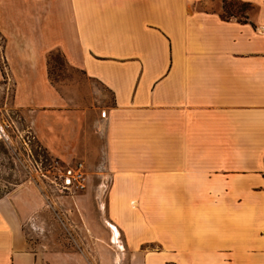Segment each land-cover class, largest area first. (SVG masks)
Instances as JSON below:
<instances>
[{
	"label": "crops",
	"instance_id": "1",
	"mask_svg": "<svg viewBox=\"0 0 264 264\" xmlns=\"http://www.w3.org/2000/svg\"><path fill=\"white\" fill-rule=\"evenodd\" d=\"M218 1L0 0L12 105L38 113L61 156L99 159L105 226L90 231L115 263L264 264V0H239L257 8L244 22L222 20ZM54 50L110 105L64 97L48 79ZM12 196L0 264H84L33 252Z\"/></svg>",
	"mask_w": 264,
	"mask_h": 264
},
{
	"label": "rangeland",
	"instance_id": "2",
	"mask_svg": "<svg viewBox=\"0 0 264 264\" xmlns=\"http://www.w3.org/2000/svg\"><path fill=\"white\" fill-rule=\"evenodd\" d=\"M212 9L221 17L229 16V11L238 19L257 12L252 4L239 0L214 2ZM3 49L4 38L0 35V198L13 195L33 252H77L84 264H125L120 260L115 263L117 249L109 245V239H99L90 231L94 225L105 226L103 211L99 213L97 209L104 205L105 198L92 195L98 183L93 175L102 169L96 164L99 159L94 153L88 163L67 151L61 156V149L55 148V133H39L38 113L13 107V86L6 76ZM46 65L50 83L64 97H74L79 104L88 106L90 102L101 107L103 103L110 105L104 88L69 66L60 51L49 52ZM67 117L58 119L59 128L69 122ZM51 122L54 126V117ZM68 136L69 133L60 132L57 138L60 141Z\"/></svg>",
	"mask_w": 264,
	"mask_h": 264
},
{
	"label": "trees",
	"instance_id": "3",
	"mask_svg": "<svg viewBox=\"0 0 264 264\" xmlns=\"http://www.w3.org/2000/svg\"><path fill=\"white\" fill-rule=\"evenodd\" d=\"M226 14L229 15V16H227V17L222 16V17H221L222 20H229V19H231V18L236 19L238 22H244V21L246 20V17H243V18H241V19H238V18L234 17V15H233V14H230L229 11H227Z\"/></svg>",
	"mask_w": 264,
	"mask_h": 264
}]
</instances>
